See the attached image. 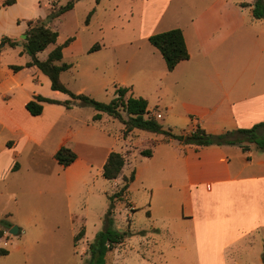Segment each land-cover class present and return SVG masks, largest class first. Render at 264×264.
<instances>
[{
    "label": "crops",
    "instance_id": "crops-1",
    "mask_svg": "<svg viewBox=\"0 0 264 264\" xmlns=\"http://www.w3.org/2000/svg\"><path fill=\"white\" fill-rule=\"evenodd\" d=\"M254 1L175 0L176 11L170 12L164 22V14L147 15V8L156 9L157 2L141 0L143 16L136 37L124 44L126 54L118 50L103 64L110 68L111 79L100 78L94 84L107 87L111 81L112 96L115 87L129 88L128 94L147 100L152 115L160 114L156 118L159 123L163 119L161 111L169 117L179 105L193 124L176 134L199 126L208 134L218 135L264 123V17H252ZM171 3L173 0H165L166 9ZM39 10L40 0H15L0 8V40L8 37L6 26L18 29L15 38L9 37L18 45L0 47V126L10 134L3 150L10 154V160L4 168L0 167V181L21 172L15 155L27 143L41 145L55 162L48 173H31L55 195L62 190L65 179L71 186L74 182L85 183L87 177L96 173L102 174L112 151L124 154L135 140L144 150L146 144L153 142L150 157L141 156V150L132 157L126 156L121 175L111 181L118 182L133 172L129 185L138 184L142 190L150 191L155 201L141 206L150 226L134 227L131 235L107 252L105 264H126L119 261L125 248L133 249L127 244L134 235L139 247L135 264H253L248 256L256 240L264 250V149L254 144H248L247 151L237 145L196 148L176 140L166 141L161 134L149 139L155 133L137 129L123 137V125L118 120L103 113L98 121H92L96 111L87 114L79 105L66 109L42 103L41 115L31 116L25 104L36 95L57 101L68 99L63 93L52 91L50 81L36 67L18 72L9 69L10 65L23 66L30 61L22 51L21 37L27 22L38 20L34 13ZM174 28L182 31L189 57L168 71L148 37ZM112 48L119 49L113 44ZM40 55L37 53L38 58ZM142 66L146 70H141ZM83 89L76 92L85 93ZM109 121L118 122L119 127L106 128L104 124ZM259 134H264V128ZM62 146L76 154L75 161L66 168L53 157ZM15 194L16 190L11 195ZM135 210L132 204L125 208L128 217ZM9 225L2 231L0 241L7 240L12 227ZM165 237L171 242V251L161 242ZM91 242L83 247L86 258ZM143 242L151 244L145 248ZM256 260L264 264V257Z\"/></svg>",
    "mask_w": 264,
    "mask_h": 264
},
{
    "label": "rangeland",
    "instance_id": "rangeland-1",
    "mask_svg": "<svg viewBox=\"0 0 264 264\" xmlns=\"http://www.w3.org/2000/svg\"><path fill=\"white\" fill-rule=\"evenodd\" d=\"M67 1L40 0V10L34 14L38 20H43L51 4L57 8L64 6ZM140 1L100 0L99 3H95L94 0H80L70 11L49 23L48 27L58 32L57 45L63 44L69 38L73 39L62 50V62L71 65L70 69L60 74V80L67 89L79 94L76 91L84 88L85 93L82 92V94L103 103L113 98L109 90L111 81L107 87H99L94 83L100 78L111 79L110 68H105L103 64L118 50L126 54L124 44L128 42V39L136 37L139 19L143 16L140 12ZM154 1L157 2V8L153 10L147 8V15L149 13H153L154 16L164 14V22H166L169 13L176 11L177 3L173 0L169 9H166L165 0ZM92 9H95L94 13L86 23V17ZM6 28L8 33L6 36L15 38L14 35L18 29L14 26H6ZM95 44L100 46L99 51L90 53L89 49ZM112 44L119 49L112 48ZM53 48L49 46L41 52L39 59L44 60ZM129 52H133L132 47H129ZM141 70L146 69L142 66ZM133 71L134 66H132L131 75ZM163 101L166 102V99ZM82 107L87 114L94 111L89 106ZM161 114L163 119L160 124L165 128H171L173 133H180L193 124L179 105L174 107L169 117L163 111ZM168 121L172 124H167ZM104 125L111 129L119 127L116 121L113 123L109 121ZM9 137V131L0 126L1 168H4L10 160V154L3 151ZM153 137H156V134L148 136L149 139H154ZM134 143L129 144L125 153L122 154L127 156L126 158L132 157L141 150L136 140ZM151 143L146 144L144 149H151ZM8 145L12 146V142ZM15 161L21 166V172L17 176L10 175L0 181V221L10 223L12 227L18 229V233L16 235L8 233L7 240L0 241V249L7 251L6 255H0V264H86L88 258L83 255V247L93 241L96 233L103 229V220L109 207L107 196L123 185L122 178L118 182H111L105 180L101 173H96L94 176L95 172H92L94 177H87L85 183L74 182L68 186L65 179L62 190L54 195L49 193L48 186L41 178L31 176L32 172L48 173L47 171L55 164L41 145H31V143L22 145L19 155H15ZM64 174L66 178L69 177L66 170ZM15 190L16 194L11 195ZM150 200L154 202L155 198H151L149 190H142L138 184L129 185L121 199H114L113 228L123 230L126 236L132 234L134 227L148 229L150 224L146 222L147 212L141 209V206ZM131 204L136 207V210L132 217H128L125 208H129ZM8 228L0 224L1 232ZM80 230H84V237L74 243V236ZM135 236H132L127 244L133 249L128 251V248H125L123 259L121 258L119 262L135 264L137 261L138 252L136 251L139 247ZM161 242L166 250H172L168 238L165 237ZM141 244L146 248L151 243ZM176 249L178 246H175ZM249 253L248 260L253 264H259L257 257H264V250L257 240Z\"/></svg>",
    "mask_w": 264,
    "mask_h": 264
},
{
    "label": "trees",
    "instance_id": "trees-1",
    "mask_svg": "<svg viewBox=\"0 0 264 264\" xmlns=\"http://www.w3.org/2000/svg\"><path fill=\"white\" fill-rule=\"evenodd\" d=\"M80 0H68L64 6L55 8L54 4L50 5L49 12L42 21H28L27 29L23 33V52L30 57V61L23 66L10 65L9 69L13 72H18L23 68L36 67L50 81V89L68 96L64 101H57L36 95L25 104L26 111L31 116H39L42 113V103L61 105L66 109L72 108L74 105L89 106L96 111L92 121H98L104 113L113 119L118 120L123 125V137H126L134 129L161 134L166 141L176 140L181 145L193 146L196 148L206 146H221V145H237L242 151L249 150L248 144H254L258 149H264V134L260 135L259 131L264 128V123H259L248 129H237L235 131H227L222 134L213 135L206 133L202 128L196 126L188 133L175 134L170 128L164 129L157 121L156 117L148 110V102L142 97H134L128 94L129 88L115 87L113 98L107 102H99L95 99L86 96L82 93L75 94L67 89L60 80V74L68 69L71 65L62 62L64 47L73 40L67 39L63 44L57 45L58 32L52 30L47 25L60 15L70 11L74 4ZM99 3L100 0H94ZM15 0H4L1 7L11 5ZM92 9L87 17L86 23L94 13ZM252 17L261 19L264 17V0H255L252 9ZM148 42L151 46L158 50L162 56L168 71H172L178 63L187 60L189 55L186 49L183 33L179 28L170 29L159 32L148 37ZM8 45L14 48L18 45V41L3 37L0 40L1 45ZM54 48L48 53L44 60L37 57V53L44 51L48 46ZM100 49L98 44L93 45L89 52H95ZM128 94V95H127ZM143 157L151 156V149H144L139 152ZM54 160L63 168L71 165L76 154L67 146L60 147L54 154ZM125 165V156L121 153L112 151L102 167V177L107 181L116 180L122 172ZM17 163L14 164L13 170ZM133 172L129 177H123V185L113 194L108 195L109 207L103 220V229L96 233L93 241L88 245V259L86 264H105V255L112 248L121 243L125 236V232H120L113 228L112 214L114 207V199H121L127 191L129 184L133 181ZM1 225L10 227L4 221H0ZM2 232L0 231V238ZM84 237V230H80L74 236V243ZM7 251L0 249V255H6Z\"/></svg>",
    "mask_w": 264,
    "mask_h": 264
},
{
    "label": "water",
    "instance_id": "water-1",
    "mask_svg": "<svg viewBox=\"0 0 264 264\" xmlns=\"http://www.w3.org/2000/svg\"><path fill=\"white\" fill-rule=\"evenodd\" d=\"M18 232V229L16 227H11L10 230H9V233L12 234V235H16Z\"/></svg>",
    "mask_w": 264,
    "mask_h": 264
},
{
    "label": "built area",
    "instance_id": "built-area-1",
    "mask_svg": "<svg viewBox=\"0 0 264 264\" xmlns=\"http://www.w3.org/2000/svg\"><path fill=\"white\" fill-rule=\"evenodd\" d=\"M156 118H160V114H156Z\"/></svg>",
    "mask_w": 264,
    "mask_h": 264
}]
</instances>
